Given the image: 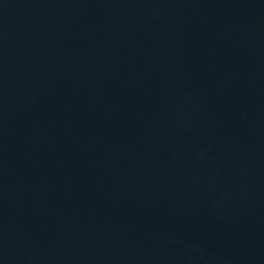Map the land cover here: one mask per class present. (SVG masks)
<instances>
[{"label":"water","instance_id":"95a60500","mask_svg":"<svg viewBox=\"0 0 264 264\" xmlns=\"http://www.w3.org/2000/svg\"><path fill=\"white\" fill-rule=\"evenodd\" d=\"M0 264H264V0H0Z\"/></svg>","mask_w":264,"mask_h":264}]
</instances>
